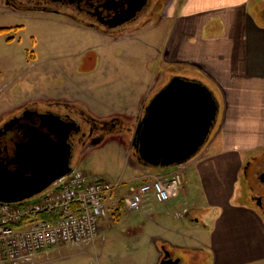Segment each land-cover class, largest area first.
Returning a JSON list of instances; mask_svg holds the SVG:
<instances>
[{"label":"rangeland","instance_id":"obj_1","mask_svg":"<svg viewBox=\"0 0 264 264\" xmlns=\"http://www.w3.org/2000/svg\"><path fill=\"white\" fill-rule=\"evenodd\" d=\"M154 21V18L147 20L139 27L140 31L128 32L125 37L115 40L64 18L40 13H15L0 0V28L9 29L0 36V102L9 99L14 105L22 104L28 97L35 96L46 98L47 101L40 102L43 104L53 101L50 98L71 99L80 102L76 105L84 110H91L107 119L119 116L130 125L138 123L142 111L140 114L136 112L137 105L149 102L163 85L158 80L159 68L153 47L163 36L165 28L154 36ZM178 69L176 67L172 72ZM115 111L126 112L130 116L111 115ZM222 118L221 101L217 120L204 147L211 144L203 164L210 170L224 173L225 180L219 178L218 182L228 188L231 185L229 177L236 170L233 160L243 154L238 151L241 144L236 141L234 132H228L227 141L226 131L220 133ZM8 120L11 119L0 126ZM122 135H110L104 145L92 147L86 158L72 160V167L108 181H124L122 192L132 191L140 185L135 169L161 174L174 171L173 167H141L134 155L133 135L131 132ZM263 154L264 150L255 153L256 158ZM244 155L246 161L247 154ZM194 160L196 158L185 164L189 181L186 198L180 195L163 204L152 200L146 216L142 211L128 212L124 205L120 207L119 217L112 216L120 221L110 227L105 223L95 244L53 246L31 264H149L155 258L154 244L149 235L168 236L151 216L162 213V218L168 221L166 224H174L173 210L176 211L182 203L192 205L204 199L205 182L198 163L191 165ZM239 182L235 181L237 185ZM211 185L216 189L214 184ZM53 189L54 185L45 192ZM140 227L142 232L137 230Z\"/></svg>","mask_w":264,"mask_h":264},{"label":"crops","instance_id":"obj_2","mask_svg":"<svg viewBox=\"0 0 264 264\" xmlns=\"http://www.w3.org/2000/svg\"><path fill=\"white\" fill-rule=\"evenodd\" d=\"M154 20V36L165 28L153 47L162 87L174 76L188 77L207 85L220 107L221 101L223 104L220 133L226 131L227 141L228 132H234L236 141L241 144L238 151L243 156L233 160L236 170L230 175L231 185L227 188L218 182L219 178L225 180V174L203 164L211 144L202 150L191 165L198 163L205 182V200L178 206L172 213L174 224H166L168 221L162 218V213L151 216L168 236L149 235L155 248V258L149 264L158 263L163 247L172 253L171 259L180 260L179 264H264V213L244 189L245 165L257 156L255 153L264 150V0H172L170 9L163 11L161 8ZM126 34L107 36L116 40ZM176 67L179 71L172 72ZM45 99L28 97L25 103L16 105L9 99L1 101L0 125L27 104ZM50 99L81 104L71 99ZM143 104L137 105L138 114ZM85 111L97 119H107L91 110ZM111 115L130 116L118 111ZM244 154H247L246 161ZM135 173L140 185L153 176L167 175L140 168L135 169ZM183 175V185L172 199L189 195L185 170ZM237 180H240L238 185ZM125 194L121 190L118 196L109 199L102 230L105 223L110 227L120 221L112 216L119 217L121 209L118 207ZM152 200L156 199L151 197L144 204L145 216ZM137 230L142 232L143 228Z\"/></svg>","mask_w":264,"mask_h":264},{"label":"water","instance_id":"obj_3","mask_svg":"<svg viewBox=\"0 0 264 264\" xmlns=\"http://www.w3.org/2000/svg\"><path fill=\"white\" fill-rule=\"evenodd\" d=\"M219 110L218 99L203 82L172 77L150 100L136 128L133 145L138 161L152 168L188 162L207 143ZM40 116L47 133L30 131L12 158L2 156L0 148V202L29 199L73 171L70 136L77 124L52 113ZM179 263L168 253L161 262Z\"/></svg>","mask_w":264,"mask_h":264},{"label":"built area","instance_id":"obj_4","mask_svg":"<svg viewBox=\"0 0 264 264\" xmlns=\"http://www.w3.org/2000/svg\"><path fill=\"white\" fill-rule=\"evenodd\" d=\"M183 169L181 165L171 175L152 177L120 202L133 212L142 211L151 197L169 201L183 185ZM121 186L77 169L49 192L23 202H0V264H31L50 247L94 242L108 201ZM43 214L53 220L42 219Z\"/></svg>","mask_w":264,"mask_h":264},{"label":"flooded vegetation","instance_id":"obj_5","mask_svg":"<svg viewBox=\"0 0 264 264\" xmlns=\"http://www.w3.org/2000/svg\"><path fill=\"white\" fill-rule=\"evenodd\" d=\"M13 12L48 14L64 18L73 24L105 35H121L146 24L153 19L160 9L169 10L172 0H3ZM148 102L143 104L142 115ZM23 110V111H22ZM54 114L60 119L73 121L78 130L70 136L72 160L87 157L92 147L104 143L112 134L133 135L138 123L126 121L114 116L109 119H97L84 108L67 101H50L43 104L33 101L0 126V148L2 156L12 158L17 152V145L28 139L30 131L40 130L47 133L45 119L40 115ZM9 122V123H8ZM9 125L8 127H5ZM122 135V136H123ZM133 137V136H132ZM244 189L249 192V199L264 213V154L254 157L244 167ZM172 253L165 247L160 251L157 264H161L166 255Z\"/></svg>","mask_w":264,"mask_h":264},{"label":"trees","instance_id":"obj_6","mask_svg":"<svg viewBox=\"0 0 264 264\" xmlns=\"http://www.w3.org/2000/svg\"><path fill=\"white\" fill-rule=\"evenodd\" d=\"M7 31H9V29H7V28H0V36H1L2 34H5ZM41 217H42V219L53 220V219L51 218V216L48 215V214H43Z\"/></svg>","mask_w":264,"mask_h":264}]
</instances>
